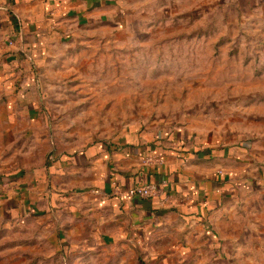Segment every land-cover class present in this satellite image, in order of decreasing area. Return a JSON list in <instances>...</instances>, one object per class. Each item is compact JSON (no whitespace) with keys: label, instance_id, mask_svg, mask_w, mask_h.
Returning <instances> with one entry per match:
<instances>
[{"label":"rangeland","instance_id":"1","mask_svg":"<svg viewBox=\"0 0 264 264\" xmlns=\"http://www.w3.org/2000/svg\"><path fill=\"white\" fill-rule=\"evenodd\" d=\"M99 4L109 14L85 25L64 24V41L47 44L35 72L46 151L72 155L160 137L219 146L244 142L264 153V0ZM98 5L87 0L88 13ZM49 185V198H61L64 184ZM56 206L22 221L0 218V264L141 259L140 251L103 244L89 230L79 242L65 241L64 218L56 211L64 205ZM234 222L224 235L200 240L196 264H264V226ZM148 259L142 264H159Z\"/></svg>","mask_w":264,"mask_h":264},{"label":"crops","instance_id":"2","mask_svg":"<svg viewBox=\"0 0 264 264\" xmlns=\"http://www.w3.org/2000/svg\"><path fill=\"white\" fill-rule=\"evenodd\" d=\"M86 1L0 0V153L8 148L0 156V218L8 214L22 221L64 205L56 211L64 218L65 241L79 242L89 230L103 244L140 251L136 264L148 258L196 264L200 240L224 235L234 219L264 226V153L247 143L151 137L72 155L45 150L46 118L35 72L47 44L64 41V24L76 27L109 14L102 13L100 0H93L99 5L88 13ZM182 147L192 153L178 155ZM152 157L161 164L148 161ZM162 182V194L150 198L123 199L115 192V186ZM55 183L66 188L54 200L49 184Z\"/></svg>","mask_w":264,"mask_h":264},{"label":"built area","instance_id":"3","mask_svg":"<svg viewBox=\"0 0 264 264\" xmlns=\"http://www.w3.org/2000/svg\"><path fill=\"white\" fill-rule=\"evenodd\" d=\"M154 161L156 164H161V160L158 158H151L148 161ZM165 182L161 185L146 184V185H134L127 189L121 190L119 187L115 186L116 195L122 197L123 199L131 198H150L162 194V190L165 187Z\"/></svg>","mask_w":264,"mask_h":264},{"label":"trees","instance_id":"4","mask_svg":"<svg viewBox=\"0 0 264 264\" xmlns=\"http://www.w3.org/2000/svg\"><path fill=\"white\" fill-rule=\"evenodd\" d=\"M159 140H160V141H161V140L163 141L162 138L159 139ZM159 140H156V141H159ZM186 140H188V139H186ZM175 151H176V150H175ZM189 153H192V151H191V150L184 149V148L182 147L181 150H179L178 155H181L182 157H187V155H188Z\"/></svg>","mask_w":264,"mask_h":264}]
</instances>
